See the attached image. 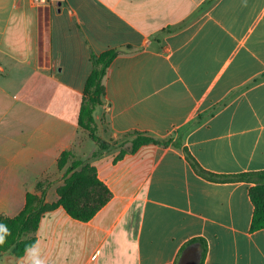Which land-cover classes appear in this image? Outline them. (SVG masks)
Here are the masks:
<instances>
[{"label":"crops","instance_id":"crops-1","mask_svg":"<svg viewBox=\"0 0 264 264\" xmlns=\"http://www.w3.org/2000/svg\"><path fill=\"white\" fill-rule=\"evenodd\" d=\"M207 1L0 0V215L13 201L19 210L63 152L84 156L79 109L93 58L112 51L94 112L102 142L183 133L209 172L264 171V0ZM111 150L92 161L110 202L88 222L63 210L45 237L40 224L47 264H176L194 238L207 242L204 264H264L252 184L206 180L173 146L118 162Z\"/></svg>","mask_w":264,"mask_h":264},{"label":"trees","instance_id":"trees-1","mask_svg":"<svg viewBox=\"0 0 264 264\" xmlns=\"http://www.w3.org/2000/svg\"><path fill=\"white\" fill-rule=\"evenodd\" d=\"M217 0H208L206 6L214 4ZM116 56L112 51L93 58V70L87 80L83 101L78 115V125L86 130L90 139L103 150V142L98 136V127L94 112L103 103L105 88L103 78L107 69ZM148 145L173 146L182 149L186 159L195 172L206 180L218 183L245 181L252 184L249 195L254 206L251 223V231L264 229V171L257 173H242L237 175H220L205 170L192 156L189 150L183 146V133L176 138L158 140L147 134H137L131 141L128 151H121L115 158V162L123 159L130 153L135 154L140 148ZM73 156L71 150L61 154L58 160L59 169L66 166L67 161ZM97 157V154L93 155ZM62 179L63 185L58 189L59 198L55 203L45 202V192L36 197L27 193L26 206L22 212L14 218L0 215V223L6 224L11 232L6 243L0 246V255L12 254L18 258L23 256L26 246L36 242V237H27L40 228L42 219L50 212L62 208L73 220L88 222L92 220L112 199L110 188L98 175L96 166L83 159H76L66 168ZM208 245L203 238H194L188 241L181 249L176 264H204ZM196 261H193V254Z\"/></svg>","mask_w":264,"mask_h":264},{"label":"rangeland","instance_id":"rangeland-1","mask_svg":"<svg viewBox=\"0 0 264 264\" xmlns=\"http://www.w3.org/2000/svg\"><path fill=\"white\" fill-rule=\"evenodd\" d=\"M84 131L86 132V135H88V138H86L85 140H82V141L78 140L76 143V146L78 147V149L81 148V150L82 149L84 150V152H83L84 156L79 155L78 151H76V150L75 151L71 150L73 152V156L69 158V160L66 163V166L63 169H59L58 164H57L55 172L52 175L46 176V178L42 179L41 181H38L34 190L32 192H28V193H32L36 197L40 198L42 196V194L45 192V202H47L49 204L55 203V202H57V200L59 198L58 189L64 183L62 176H63L66 168L72 163V161H74L76 159H83L87 162L92 163L93 158H94L93 155L97 154V156H100L104 152V150H108L109 147H111L112 150L116 151V153H117L116 157L120 154L121 151H128L131 148V141L132 140L130 138H127V137H122V138H119L117 140H114L112 138L111 142H108V144L106 142H103L104 144H103V150H102V149H100L98 144H96L95 142H93L90 139L88 132L86 130H84ZM100 140H101V138H100ZM26 198H27V196L24 199V204H22L20 206L19 210L15 207L16 201L14 202L12 199V201H13L12 206L8 209L9 211L6 214H2V216L8 217V218H14L17 215H19L26 206ZM64 220H67V218H66V215L64 214L62 208H58L55 211L48 213L45 216V218L42 220V223H41L40 229H43V234L41 236L45 237V234L47 232L50 233L51 232L50 230L52 228H54V225L61 224ZM38 236H40L39 230L35 233L28 235L27 237H36L37 238Z\"/></svg>","mask_w":264,"mask_h":264},{"label":"clouds","instance_id":"clouds-1","mask_svg":"<svg viewBox=\"0 0 264 264\" xmlns=\"http://www.w3.org/2000/svg\"><path fill=\"white\" fill-rule=\"evenodd\" d=\"M11 232L6 224L0 223V246L6 243ZM20 264H47L46 258L43 256L42 250L39 247V241L28 245L24 249Z\"/></svg>","mask_w":264,"mask_h":264},{"label":"built area","instance_id":"built-area-1","mask_svg":"<svg viewBox=\"0 0 264 264\" xmlns=\"http://www.w3.org/2000/svg\"><path fill=\"white\" fill-rule=\"evenodd\" d=\"M48 0H32L34 5H44L47 3Z\"/></svg>","mask_w":264,"mask_h":264},{"label":"water","instance_id":"water-1","mask_svg":"<svg viewBox=\"0 0 264 264\" xmlns=\"http://www.w3.org/2000/svg\"><path fill=\"white\" fill-rule=\"evenodd\" d=\"M192 254H193V252H192ZM192 256H194V254H193ZM193 258H194V259H193V261L195 262V261H196V258H195V256H194Z\"/></svg>","mask_w":264,"mask_h":264}]
</instances>
